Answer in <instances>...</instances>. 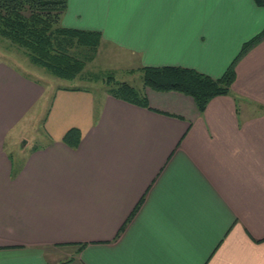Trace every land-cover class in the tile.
Listing matches in <instances>:
<instances>
[{
	"label": "crops",
	"instance_id": "obj_1",
	"mask_svg": "<svg viewBox=\"0 0 264 264\" xmlns=\"http://www.w3.org/2000/svg\"><path fill=\"white\" fill-rule=\"evenodd\" d=\"M62 24L100 31L132 65L218 77L264 27V6L67 0ZM46 89L0 60V264H264V38L202 112L174 90L146 87L145 107L57 88L51 140L14 165L5 136ZM72 126L77 147L62 140Z\"/></svg>",
	"mask_w": 264,
	"mask_h": 264
},
{
	"label": "trees",
	"instance_id": "obj_2",
	"mask_svg": "<svg viewBox=\"0 0 264 264\" xmlns=\"http://www.w3.org/2000/svg\"><path fill=\"white\" fill-rule=\"evenodd\" d=\"M254 1L264 6V0ZM66 7L67 0H0V36L16 44L31 62L51 74L74 79L83 71L87 61L95 58L102 36L98 30L63 25L62 15ZM263 38L264 27L243 43L238 54L218 77L180 65H140L137 70L142 87L125 80L113 82L110 80L112 75L108 74L107 92L148 107L146 87L157 91L174 90L191 96L202 112L212 97L229 93L235 79L237 60ZM80 139L81 130L76 126L68 128L62 136V140L71 147H77Z\"/></svg>",
	"mask_w": 264,
	"mask_h": 264
},
{
	"label": "rangeland",
	"instance_id": "obj_3",
	"mask_svg": "<svg viewBox=\"0 0 264 264\" xmlns=\"http://www.w3.org/2000/svg\"><path fill=\"white\" fill-rule=\"evenodd\" d=\"M130 58L131 62H135V57L101 39L95 58L87 61L80 75L74 79H65L34 64L20 47L0 36V60L9 62L24 75L37 80L47 88L45 95L5 136V148L13 164H16V160L25 157L30 148L44 146L51 140L45 121L57 88L81 87L98 96L109 87L108 74L112 75L110 80L112 79L113 82L125 80L136 87H142L140 72L137 70L139 65H132L129 62ZM65 258L67 255H63L62 259Z\"/></svg>",
	"mask_w": 264,
	"mask_h": 264
}]
</instances>
